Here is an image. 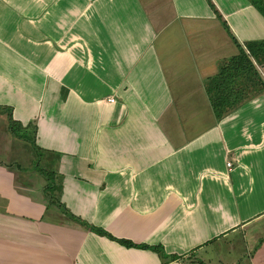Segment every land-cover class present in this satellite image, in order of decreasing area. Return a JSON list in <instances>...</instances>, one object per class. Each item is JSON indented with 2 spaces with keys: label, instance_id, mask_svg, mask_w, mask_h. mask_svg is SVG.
I'll return each mask as SVG.
<instances>
[{
  "label": "crops",
  "instance_id": "1",
  "mask_svg": "<svg viewBox=\"0 0 264 264\" xmlns=\"http://www.w3.org/2000/svg\"><path fill=\"white\" fill-rule=\"evenodd\" d=\"M223 23L264 39L249 0H0V105L60 185L0 162V264H264V90L214 114Z\"/></svg>",
  "mask_w": 264,
  "mask_h": 264
},
{
  "label": "trees",
  "instance_id": "2",
  "mask_svg": "<svg viewBox=\"0 0 264 264\" xmlns=\"http://www.w3.org/2000/svg\"><path fill=\"white\" fill-rule=\"evenodd\" d=\"M250 3L264 17V0H249ZM223 26L228 31L231 39L236 44L238 53L231 56L219 65L216 75L206 81V90L216 117L220 118L230 109L248 98L251 94L264 90V81L257 71L256 65L264 63V39L249 40L240 44L229 32L227 25ZM0 112H5L9 133L21 140L26 141L30 147V153L34 155L31 166L47 179V188L55 189L59 184L55 182V174L51 170L42 167L40 157L44 151L35 143L36 129L31 123L27 125L13 119L11 107L0 105ZM99 234L112 238L105 231L89 226ZM120 243L129 244L125 240ZM147 247V246H142ZM152 249L157 248L153 247Z\"/></svg>",
  "mask_w": 264,
  "mask_h": 264
},
{
  "label": "rangeland",
  "instance_id": "3",
  "mask_svg": "<svg viewBox=\"0 0 264 264\" xmlns=\"http://www.w3.org/2000/svg\"><path fill=\"white\" fill-rule=\"evenodd\" d=\"M4 139L11 140V147L6 149V152L3 153L2 150L5 147L0 146V148H1L0 149V162L8 161L10 163V165L13 164L15 167L16 166L18 167L19 165H21V167H23L24 165L27 166V165L31 164L30 163L31 159L26 157L27 151L29 153L31 152L29 144L28 143H22L20 139L12 136L9 133L8 128H7L6 113L0 112V141L4 140ZM23 144L25 147L23 146ZM31 156L34 157V155H32V153H31ZM11 170L13 171V169L8 168L7 171L10 172ZM33 175H34V173H33ZM35 176H37V175H35ZM21 181H23L21 178L19 180L15 179L14 188L16 190H18L22 187ZM41 183L42 182H41L40 178H39V181H37L35 179L33 180V184L36 186H39ZM236 248H237V250H239L241 247L239 244H237ZM241 261L242 262H239L240 264H245L247 260L246 259L243 260V258H242Z\"/></svg>",
  "mask_w": 264,
  "mask_h": 264
},
{
  "label": "built area",
  "instance_id": "4",
  "mask_svg": "<svg viewBox=\"0 0 264 264\" xmlns=\"http://www.w3.org/2000/svg\"><path fill=\"white\" fill-rule=\"evenodd\" d=\"M107 100H108V101H113L114 99H113L112 97H109ZM226 165H227L228 167H230V166H231V162L228 161Z\"/></svg>",
  "mask_w": 264,
  "mask_h": 264
}]
</instances>
